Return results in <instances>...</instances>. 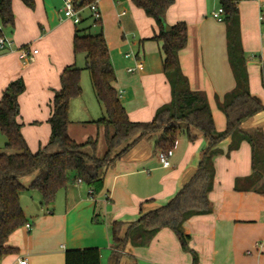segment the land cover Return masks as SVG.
Wrapping results in <instances>:
<instances>
[{"label": "crops", "instance_id": "crops-1", "mask_svg": "<svg viewBox=\"0 0 264 264\" xmlns=\"http://www.w3.org/2000/svg\"><path fill=\"white\" fill-rule=\"evenodd\" d=\"M61 8L62 0H33L32 9L12 0L13 24L0 23V36L12 42L13 50H0V97L10 83L23 81L18 123L31 153L49 141L48 119L61 72L69 66H85L84 55L73 54L72 44L76 30L92 29L89 12L85 10L80 24L74 25L63 18ZM98 9L101 22L96 28L109 50L115 73L113 87L122 92L119 99L131 122H149L171 101L170 85L162 70L161 43L151 40L157 33L155 23L131 0H100ZM218 9V0H174L164 20L168 27L186 24L187 43L179 51V66L189 88L205 94L215 130L222 132L226 122L216 98L222 101L235 88V80L228 63L226 25L212 16ZM262 9L264 0L237 3L248 90L264 106ZM129 31L136 34L132 40L137 38L131 43L137 46L135 60L125 59L122 52L130 47L124 36ZM26 46L37 50L30 63L18 57ZM129 68H134V73H128ZM104 114L89 88L69 106V137L78 144L94 140L97 157L106 151L105 129L95 123ZM241 128L259 129L264 134V111ZM195 135L192 141L184 134L178 136L168 168L161 167L157 159L156 137L141 140L106 172L103 189L94 197L83 182L67 185L47 207L40 205L36 192L34 204L28 206L22 204L20 195V206L31 228L22 227L8 238L6 245L17 252L0 257V264H18L22 259L26 264H64L66 251L84 249H97L100 264H264V178L256 191L245 189L252 172L251 148L242 142L227 154L230 139L218 145L220 154L213 159L210 212L183 223L187 250L168 228H160L143 247L128 242L118 250L113 244V222L134 223L141 211L166 205L194 174L207 147L203 136Z\"/></svg>", "mask_w": 264, "mask_h": 264}, {"label": "trees", "instance_id": "trees-1", "mask_svg": "<svg viewBox=\"0 0 264 264\" xmlns=\"http://www.w3.org/2000/svg\"><path fill=\"white\" fill-rule=\"evenodd\" d=\"M33 8V0H20ZM92 0H84L83 5ZM174 0H131V3L151 18L157 28L152 41L161 43L162 70L171 89V101L159 109L149 122H131L114 89L115 73L109 50L102 32L90 34V28L76 30L73 54H83V69L66 67L60 74V88L55 92L48 119L51 133L48 143L38 152L31 153L21 135L18 123V97L25 87L21 79L10 83L0 97V134L6 142L0 153V257L15 254L16 249L6 245L8 238L27 224L19 197L24 191L36 192L40 205L50 206L57 193L67 185L83 182L92 190V197L103 189L106 172L143 139L156 137L155 150H174L177 138L184 134L189 141L195 133L203 136L207 147L202 151L197 169L176 195L164 206L143 213L134 223L113 222L111 240L118 250L128 242L143 247L160 228H168L177 237L183 250H187L188 237L183 223L192 216L210 212L208 194L211 191L213 159L220 154L218 145L230 139L227 154L237 150L242 142L251 148V176L246 190L255 187L264 178V134L259 129H242L243 123L264 111V106L248 90L245 55L241 49L237 26L239 0H218L222 21L226 25L228 63L235 80V88L217 101L225 117L224 131L217 132L203 92L192 91L182 74L178 54L187 43V27L178 22L164 32L165 13ZM12 0H0V23L13 24ZM264 22V9L261 11ZM99 26V25H98ZM88 73L93 95L104 110V116L95 121L105 129L106 151L102 157L94 152L96 142L83 144L73 141L67 132L69 106L82 95L81 72ZM264 86V75L262 77ZM28 181L27 185L25 182ZM257 190V189H256ZM255 190V191H256ZM149 202V201H146ZM64 264H100L97 249L69 250L64 253Z\"/></svg>", "mask_w": 264, "mask_h": 264}, {"label": "built area", "instance_id": "built-area-1", "mask_svg": "<svg viewBox=\"0 0 264 264\" xmlns=\"http://www.w3.org/2000/svg\"><path fill=\"white\" fill-rule=\"evenodd\" d=\"M100 0H92L89 3H86L83 5L84 0H62V8L61 13L63 15V18L66 20L71 21L74 25H79L82 19V13L87 10L89 12V18L91 21V27L96 28L101 22V15L98 9V3ZM222 15L223 11L221 8H219L217 11H215L212 16L217 19L218 21H222ZM261 21H263L262 16L260 17ZM0 50L2 51H13L12 50V42L3 37L0 36ZM37 54V50H32L28 46L23 47L19 50V59L23 61L24 63H30L33 61L34 56ZM125 59H133L135 60L136 56L132 54H125ZM128 73H134V68H129ZM122 95V92H118V97L120 98ZM173 155L172 150L168 151H159L157 152V159L163 168H168L170 166V158ZM77 183H81V181H77ZM89 195H92V190L89 189L88 191ZM24 228L26 230H30V225L25 224ZM27 260L22 259L18 261V264H26Z\"/></svg>", "mask_w": 264, "mask_h": 264}, {"label": "rangeland", "instance_id": "rangeland-1", "mask_svg": "<svg viewBox=\"0 0 264 264\" xmlns=\"http://www.w3.org/2000/svg\"><path fill=\"white\" fill-rule=\"evenodd\" d=\"M90 34L94 35V34H97L99 33V29L97 28H92L90 29ZM125 35V40L129 42L130 44V47L129 46H126L122 52H123V56L125 54H132V55H135L134 53H136V50H137V46H131V43L132 42H135L137 40V38L133 39L132 40V35L136 36L135 33L133 32H127V33H124ZM79 67H82L81 63L80 65H78ZM77 68V67H76ZM80 86H81V89H82V95H85V93L87 92V89L89 88V90H91V87H90V82H89V77H88V73L86 71H82L81 72V78H80ZM86 91V92H85ZM84 98L82 99H87L86 96H83ZM6 140L4 138V136H2L0 134V153H8L5 149H4V144H5ZM35 192H23L21 193V200H22V204H26L27 206L28 205H33L35 200H34V195Z\"/></svg>", "mask_w": 264, "mask_h": 264}, {"label": "water", "instance_id": "water-1", "mask_svg": "<svg viewBox=\"0 0 264 264\" xmlns=\"http://www.w3.org/2000/svg\"><path fill=\"white\" fill-rule=\"evenodd\" d=\"M170 30V27H168L165 23H164V32L167 33Z\"/></svg>", "mask_w": 264, "mask_h": 264}]
</instances>
